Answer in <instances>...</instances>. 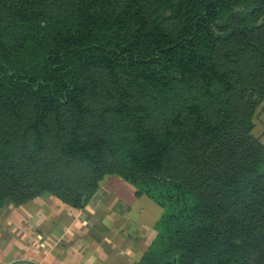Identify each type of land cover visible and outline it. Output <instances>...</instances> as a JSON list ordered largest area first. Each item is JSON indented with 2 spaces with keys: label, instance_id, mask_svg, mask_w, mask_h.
Wrapping results in <instances>:
<instances>
[{
  "label": "trees",
  "instance_id": "obj_1",
  "mask_svg": "<svg viewBox=\"0 0 264 264\" xmlns=\"http://www.w3.org/2000/svg\"><path fill=\"white\" fill-rule=\"evenodd\" d=\"M263 100L264 0H0V206L114 174L164 208L138 264H264Z\"/></svg>",
  "mask_w": 264,
  "mask_h": 264
},
{
  "label": "crops",
  "instance_id": "obj_2",
  "mask_svg": "<svg viewBox=\"0 0 264 264\" xmlns=\"http://www.w3.org/2000/svg\"><path fill=\"white\" fill-rule=\"evenodd\" d=\"M252 134L264 147V100ZM164 208L122 177L105 175L82 208L44 192L0 206V264H138Z\"/></svg>",
  "mask_w": 264,
  "mask_h": 264
},
{
  "label": "rangeland",
  "instance_id": "obj_3",
  "mask_svg": "<svg viewBox=\"0 0 264 264\" xmlns=\"http://www.w3.org/2000/svg\"><path fill=\"white\" fill-rule=\"evenodd\" d=\"M235 100H236V99H234V100H233V101H231V102H232V103H234V102H235ZM231 109H232V106H231ZM171 227H172V221L166 224V227L164 228V230H165V233H168V232H166V231H170ZM159 231H161V233H162V232H163V229H162V228H160V230H159Z\"/></svg>",
  "mask_w": 264,
  "mask_h": 264
},
{
  "label": "water",
  "instance_id": "obj_4",
  "mask_svg": "<svg viewBox=\"0 0 264 264\" xmlns=\"http://www.w3.org/2000/svg\"><path fill=\"white\" fill-rule=\"evenodd\" d=\"M165 264H175L174 261L173 262H166Z\"/></svg>",
  "mask_w": 264,
  "mask_h": 264
}]
</instances>
